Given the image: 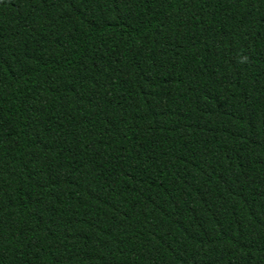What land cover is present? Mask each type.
<instances>
[{"label":"trees","instance_id":"16d2710c","mask_svg":"<svg viewBox=\"0 0 264 264\" xmlns=\"http://www.w3.org/2000/svg\"><path fill=\"white\" fill-rule=\"evenodd\" d=\"M0 264H264V0H0Z\"/></svg>","mask_w":264,"mask_h":264}]
</instances>
